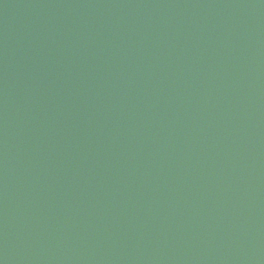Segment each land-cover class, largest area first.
I'll use <instances>...</instances> for the list:
<instances>
[{
  "label": "water",
  "instance_id": "1",
  "mask_svg": "<svg viewBox=\"0 0 264 264\" xmlns=\"http://www.w3.org/2000/svg\"><path fill=\"white\" fill-rule=\"evenodd\" d=\"M0 264H264V0H0Z\"/></svg>",
  "mask_w": 264,
  "mask_h": 264
}]
</instances>
